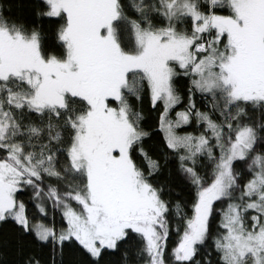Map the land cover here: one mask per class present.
Returning a JSON list of instances; mask_svg holds the SVG:
<instances>
[{"label": "snow or ice", "instance_id": "6c2138e0", "mask_svg": "<svg viewBox=\"0 0 264 264\" xmlns=\"http://www.w3.org/2000/svg\"><path fill=\"white\" fill-rule=\"evenodd\" d=\"M0 264H264V0H0Z\"/></svg>", "mask_w": 264, "mask_h": 264}]
</instances>
